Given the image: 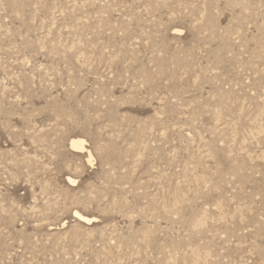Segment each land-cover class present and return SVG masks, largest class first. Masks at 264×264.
Wrapping results in <instances>:
<instances>
[{
	"label": "rangeland",
	"instance_id": "obj_1",
	"mask_svg": "<svg viewBox=\"0 0 264 264\" xmlns=\"http://www.w3.org/2000/svg\"><path fill=\"white\" fill-rule=\"evenodd\" d=\"M0 264H264V0H0Z\"/></svg>",
	"mask_w": 264,
	"mask_h": 264
},
{
	"label": "bare ground",
	"instance_id": "obj_2",
	"mask_svg": "<svg viewBox=\"0 0 264 264\" xmlns=\"http://www.w3.org/2000/svg\"><path fill=\"white\" fill-rule=\"evenodd\" d=\"M71 146L74 150H81L83 149V143H82V140L81 139H73L71 141ZM91 158H89L88 160L90 161ZM74 216L80 220V221H89L90 218L78 213V212H75Z\"/></svg>",
	"mask_w": 264,
	"mask_h": 264
}]
</instances>
